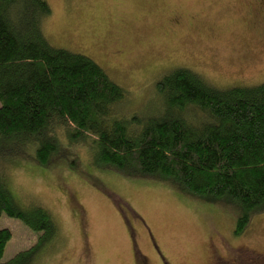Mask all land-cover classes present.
Instances as JSON below:
<instances>
[{
	"label": "rangeland",
	"instance_id": "rangeland-1",
	"mask_svg": "<svg viewBox=\"0 0 264 264\" xmlns=\"http://www.w3.org/2000/svg\"><path fill=\"white\" fill-rule=\"evenodd\" d=\"M46 1L49 43L92 59L141 120L154 114L156 82L177 68L220 90L264 82V13L254 14L250 0ZM173 13L182 17L177 27ZM73 147L77 161L68 168L63 159L5 168L12 199L40 204L56 225V246L39 264H264V213L235 236L234 217L221 208L99 169L85 143ZM0 229L11 233L0 263L40 235L5 213Z\"/></svg>",
	"mask_w": 264,
	"mask_h": 264
},
{
	"label": "trees",
	"instance_id": "trees-1",
	"mask_svg": "<svg viewBox=\"0 0 264 264\" xmlns=\"http://www.w3.org/2000/svg\"><path fill=\"white\" fill-rule=\"evenodd\" d=\"M51 12L46 0H0V216L40 233L0 264H39L57 243L50 214L10 196L6 166L63 159L68 168L77 143L99 169L221 208L234 217L233 234H243L264 213V82L220 90L177 68L156 82L154 114L141 120L92 59L49 43L43 25ZM10 237L0 229V258Z\"/></svg>",
	"mask_w": 264,
	"mask_h": 264
},
{
	"label": "flooded vegetation",
	"instance_id": "flooded-vegetation-1",
	"mask_svg": "<svg viewBox=\"0 0 264 264\" xmlns=\"http://www.w3.org/2000/svg\"><path fill=\"white\" fill-rule=\"evenodd\" d=\"M250 1L254 5V12H255L254 14H257L259 12L264 13V0H250ZM173 14H176V18L171 20V26L177 27L182 23V21L180 20V18H182V17H180L179 14H177V13H173ZM161 263L163 264L162 261H161Z\"/></svg>",
	"mask_w": 264,
	"mask_h": 264
}]
</instances>
